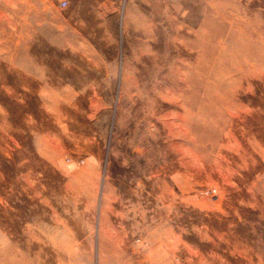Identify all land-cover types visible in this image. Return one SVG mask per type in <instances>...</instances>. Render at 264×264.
Listing matches in <instances>:
<instances>
[{"label": "rangeland", "instance_id": "374dc122", "mask_svg": "<svg viewBox=\"0 0 264 264\" xmlns=\"http://www.w3.org/2000/svg\"><path fill=\"white\" fill-rule=\"evenodd\" d=\"M66 1L0 0V264H264V0Z\"/></svg>", "mask_w": 264, "mask_h": 264}, {"label": "bare ground", "instance_id": "6f19581e", "mask_svg": "<svg viewBox=\"0 0 264 264\" xmlns=\"http://www.w3.org/2000/svg\"><path fill=\"white\" fill-rule=\"evenodd\" d=\"M225 61H221L219 64L222 65L220 68L219 73L222 74L221 76L223 78H229L230 74H235L236 78L241 79L243 75H252L256 72V66L255 64L251 63H240V62H228L225 63ZM245 71V72H244ZM227 81L228 86H230L231 90L236 88L238 83L235 81ZM240 81V80H239ZM216 139V138H215ZM216 142V141H215Z\"/></svg>", "mask_w": 264, "mask_h": 264}, {"label": "built area", "instance_id": "2783aa9c", "mask_svg": "<svg viewBox=\"0 0 264 264\" xmlns=\"http://www.w3.org/2000/svg\"><path fill=\"white\" fill-rule=\"evenodd\" d=\"M57 2L58 8L65 9L67 7V1L66 0H54Z\"/></svg>", "mask_w": 264, "mask_h": 264}]
</instances>
